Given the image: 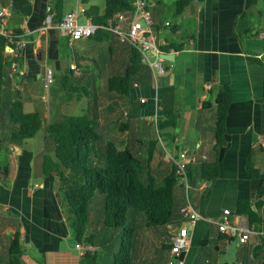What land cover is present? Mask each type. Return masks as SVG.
<instances>
[{"label":"crops","instance_id":"obj_1","mask_svg":"<svg viewBox=\"0 0 264 264\" xmlns=\"http://www.w3.org/2000/svg\"><path fill=\"white\" fill-rule=\"evenodd\" d=\"M54 1L57 0H13L15 9L23 14L20 27L24 30L26 50L24 62L13 68L7 82L9 101L12 91L19 90L23 95V86L30 88L31 79L43 76L46 69L60 78L75 65L77 71L73 70V75L83 77L82 86L93 85L92 91L99 96L100 122L108 129V139L118 137L123 144L139 147L132 143L139 139L137 134L146 133L158 118L175 112L179 114L175 127L168 135L160 136L161 158L167 163L165 151L180 159L187 150L188 157L195 159L188 163L191 182L187 195L201 219L191 225L182 217L180 223L168 224L159 231L141 230L132 264H167L170 252L166 248L177 232H185L190 238L183 264H263L264 224L251 225L245 214H237V208L238 202L246 199L264 219V0H191L179 16L175 14L177 0H146L160 48L166 41L182 48L162 51L170 54V60L163 62L164 75L153 78L146 65L151 72L149 84H135L129 97L122 99L108 91L106 79L127 64L126 48L114 36L103 42L89 37L70 42L56 27L42 30ZM67 2L63 0V14L82 11L84 22L91 21L86 12L100 16L104 11V4L100 8L91 0H76L77 10ZM4 10L9 17L11 12ZM244 15L246 18L242 19ZM238 24L244 26L242 38L237 35ZM66 40L72 48L71 55L63 51ZM92 58L99 61L102 72L87 64L86 60ZM82 62L86 63L83 68ZM95 76H100L99 84L95 83ZM142 79L146 80L144 74ZM222 83L230 85L233 99L226 120L225 145L218 151L217 176L205 182L201 165L214 156L215 100ZM73 100H79L84 112L92 106L86 96L68 101ZM34 104L32 97L23 95L24 109L30 110ZM39 113L43 118L47 115ZM117 120L128 124L120 136L117 132L121 124ZM251 150L254 166L260 172L255 179L244 169ZM7 153L14 161L8 162V185L3 183L0 172V260L5 258L9 239L19 231L23 246V253L16 257L19 264H92L81 261L77 243L70 245L72 232L62 206L60 182L55 172L51 176L43 174L44 153L36 173L31 152L24 146H12ZM4 164L0 163V168ZM225 210L229 211L227 215ZM224 218L233 224L252 226L255 233L240 243L236 236L221 233L213 223ZM92 241L95 243L96 237ZM94 245L92 252L98 264L111 263L112 256L104 261L98 259L100 244Z\"/></svg>","mask_w":264,"mask_h":264},{"label":"trees","instance_id":"obj_2","mask_svg":"<svg viewBox=\"0 0 264 264\" xmlns=\"http://www.w3.org/2000/svg\"><path fill=\"white\" fill-rule=\"evenodd\" d=\"M88 1L82 0V3ZM190 1H176V16L181 14ZM0 6L11 12L9 17H4L6 34L0 35V152H9L12 146L21 147L26 140L34 139L43 131L45 153L42 172L45 176H51L55 172L59 179L62 206L75 244L85 243L95 246L96 242L92 241L95 236L89 232V226L97 228L101 226L107 231L119 229L123 235L119 238L120 243L114 249L109 264H132L137 254L136 245L139 243L141 230L159 231L164 226L178 224L183 219L181 208L186 202V195L183 185L178 183L175 165L162 160L163 154L160 153L158 139L147 138L145 144L138 139L132 142L139 144V147L123 144L118 137L108 139L105 132L108 129L105 130L100 122L98 111L102 103L98 101L99 96L86 86H82L83 77L74 76L72 69L68 70V74L61 76L62 83L69 89L67 101L82 96H86L89 100L92 106L83 114L78 116L62 114L55 122H47L39 112H25L23 95L19 90L12 91L10 101L4 104L2 90L13 72V63L22 65L24 62L26 47L17 45L20 36L24 34V30L20 27L23 23V14L15 9L13 0H0ZM63 6V0L52 2L50 12L53 13L54 23L62 20ZM132 10V0H104L102 15L88 11L86 17H89L93 23L106 25L109 20H115L119 14L128 15ZM245 18L246 15L242 19ZM237 27H239L237 35L242 38L244 26L238 24ZM111 36L126 48L128 60L118 73L107 76L106 85L109 92L116 93L119 99H122L129 97L135 84H149L151 72L141 62L139 51L111 31L98 29L89 38L103 42L109 40ZM63 45L70 47L67 40ZM6 46L13 48L14 53L7 54ZM180 48L182 45L176 47L166 41L161 51L168 53L170 49L180 50ZM86 61L87 64L93 63V67L102 72L98 60L92 58ZM85 64L82 62L81 68ZM143 74L146 78L144 81ZM232 99L233 92L230 85L220 84L215 100L214 156L209 162L201 165V178L205 182L214 179L218 173V151L225 145L226 120ZM125 100L129 101V99ZM144 106L145 104L142 103L141 108ZM7 114L12 126L7 124ZM178 117L179 114L173 112L158 118L154 125L158 137L168 135V132L175 127ZM118 122L121 126L118 127L117 136H120L128 124L123 121ZM188 167L187 165L186 171L191 182ZM244 169L250 178L259 177L260 172L254 166L252 150L245 161ZM9 170L7 161L0 168L5 185H8ZM98 195L101 196L99 200H97ZM97 203L102 204L95 220L94 205ZM237 214H245L253 226L264 224V219L250 208L246 199L238 202ZM171 248L172 244L166 249L170 252ZM22 253L20 232L15 231L9 239L5 258L0 260V264H19L16 257ZM81 261L98 264L95 252L92 251H85Z\"/></svg>","mask_w":264,"mask_h":264},{"label":"built area","instance_id":"obj_3","mask_svg":"<svg viewBox=\"0 0 264 264\" xmlns=\"http://www.w3.org/2000/svg\"><path fill=\"white\" fill-rule=\"evenodd\" d=\"M133 10L130 14L121 13L115 20H109L106 25L96 24L92 21L87 20L84 23H79V15L75 11L66 12L60 22H53V13L49 12L45 17L43 29L50 27H56L60 33L67 36L70 42L80 39L91 37L98 29H106L115 33L121 40L127 41L130 45L135 47L140 55L141 62L150 67L153 78L164 75L165 70L163 66L164 53L161 51L160 45L158 44L154 22L152 20L151 11L148 8L146 0H132ZM50 11V10H49ZM6 11L0 10V35H5L6 31L4 28V17ZM168 25V23H166ZM20 40L17 42L19 47H24L26 41L23 35L20 36ZM11 53L13 54L14 49L10 46ZM17 66L13 63V68ZM70 69L77 71L75 65H71ZM51 71L48 70V76L50 77ZM51 80V79H49ZM187 150H184L181 154V158L177 159L172 154L165 151V159L172 162L176 168V177L178 183L183 185L186 192V203L181 209V213L185 220L193 225L194 222L201 219V215L192 207L188 199V189L190 188L188 174L186 167L188 163L194 161V157H188ZM224 213L227 215L228 210ZM221 233L226 235L236 236L240 243L247 241L248 237L255 233L252 226H243L241 224H233L228 218H224L222 221L213 220ZM172 248L170 250V258L167 264H183V260H180L178 256L181 252L188 250L190 245V238L185 232H177L171 236ZM76 249L79 255L82 256L85 251L94 250L93 246H88L83 243H77Z\"/></svg>","mask_w":264,"mask_h":264},{"label":"rangeland","instance_id":"obj_4","mask_svg":"<svg viewBox=\"0 0 264 264\" xmlns=\"http://www.w3.org/2000/svg\"><path fill=\"white\" fill-rule=\"evenodd\" d=\"M67 4L70 5V7L74 8L75 7V2L76 0H67ZM91 3L94 4L95 6H99L100 8H102V5L104 4V0H91ZM88 6V5H87ZM75 9L77 10V6L75 7ZM76 12V11H75ZM78 14L81 15L80 19H79V23H84L85 20V16L83 14L82 11H77ZM171 19L173 21L176 20V17H172ZM168 31V33H170V30L167 28L166 29ZM64 53L67 52L71 55L72 53V48L68 47V46H64ZM7 53H11L10 50L6 51ZM70 60V59H69ZM93 64V63H92ZM68 70L64 71V75L68 74ZM63 75V76H64ZM57 78V80H56ZM51 79V80H49ZM94 79L96 80V84H99V80H100V76H95ZM55 80V81H53ZM30 88H26L25 86H23V95L24 97L28 98V97H32L34 99V105H30V110L28 108L24 109L26 112H30L32 111H43L46 112V120L47 122L49 121H53L55 122L57 119H59V117L62 114H68V115H81L83 114L84 111H82V104H80L79 100L75 101H67V98L69 96V89H67L63 83H62V78L59 76L55 77L54 75H50V77L48 76V69H46L45 73L43 76H37V77H33L30 81L29 84ZM88 89H90L91 91L93 90V85H91L90 87H87ZM7 90L8 87L5 86L2 90V98H3V103L7 104L9 102V98L7 96ZM30 90V91H28ZM76 98V97H75ZM82 105V106H81ZM7 124L9 126H12L10 119L8 117L7 114V118H6ZM114 130V129H113ZM112 128L110 131H113ZM118 134V132H117ZM138 136V140L143 141V143L145 144V141L147 140V138H153V139H158V144L161 145V138L158 137V131L155 128L154 125H152L151 127H148L146 130V133L144 131H142L141 133L137 134ZM45 144V133L43 131L39 132V134L31 140H26L22 146H24L27 150H29L31 152V160H32V168H33V172L36 173L37 171V167L39 166V159L41 156V153H45L43 151V149H45L44 147ZM145 152V151H144ZM14 158L12 156H10L8 153L1 151L0 152V163L2 162H9V161H14ZM34 175V174H33ZM35 176V175H34ZM101 199V196L98 195L97 196V200ZM102 203H97L94 205L95 207V214H94V218L95 220L97 219V215L99 213V209ZM5 214V213H4ZM96 226H89V230L91 233L95 234L96 237V243L95 244H100L99 248H98V259H100L101 261L106 260L107 258H111L110 256H112V253L114 252V245L118 246L120 243V237L123 235L122 232L118 229V230H106L103 229V231H98V228H95ZM100 241L102 243H100ZM74 240H73V236H72V241H70V245H73ZM108 245V246H107Z\"/></svg>","mask_w":264,"mask_h":264},{"label":"water","instance_id":"obj_5","mask_svg":"<svg viewBox=\"0 0 264 264\" xmlns=\"http://www.w3.org/2000/svg\"><path fill=\"white\" fill-rule=\"evenodd\" d=\"M2 9L3 8L0 6V10H2ZM169 56H170V54L164 55L165 59H167V60H170ZM262 199H264V195L262 196ZM230 220H231V218H230ZM184 255H185V252H181L180 255L178 256V258L180 260H183Z\"/></svg>","mask_w":264,"mask_h":264}]
</instances>
